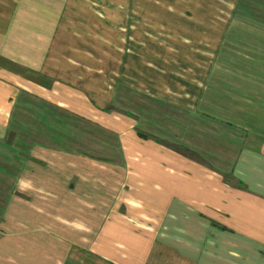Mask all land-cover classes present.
I'll return each instance as SVG.
<instances>
[{"label": "crops", "instance_id": "obj_1", "mask_svg": "<svg viewBox=\"0 0 264 264\" xmlns=\"http://www.w3.org/2000/svg\"><path fill=\"white\" fill-rule=\"evenodd\" d=\"M0 264H264V0H0Z\"/></svg>", "mask_w": 264, "mask_h": 264}, {"label": "rangeland", "instance_id": "obj_2", "mask_svg": "<svg viewBox=\"0 0 264 264\" xmlns=\"http://www.w3.org/2000/svg\"><path fill=\"white\" fill-rule=\"evenodd\" d=\"M15 136L14 135H11V133H10V135L8 136V140H7V143L9 144V145H11V144H13V141L15 140Z\"/></svg>", "mask_w": 264, "mask_h": 264}]
</instances>
